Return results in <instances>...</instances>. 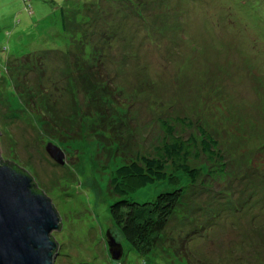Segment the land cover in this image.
Segmentation results:
<instances>
[{
	"label": "rangeland",
	"instance_id": "374dc122",
	"mask_svg": "<svg viewBox=\"0 0 264 264\" xmlns=\"http://www.w3.org/2000/svg\"><path fill=\"white\" fill-rule=\"evenodd\" d=\"M83 1L0 0V159L27 171L58 212L55 264H264V0H88L84 10ZM83 12L88 23L72 26L100 53L94 62L109 90L79 73L72 54L22 59L67 49L64 20L80 23ZM202 129L216 141L215 158L199 148ZM170 136L196 140L187 163L198 175L169 162L177 184L123 196L182 191L141 256L113 224L110 206L122 197L110 182ZM108 234L121 244L119 259Z\"/></svg>",
	"mask_w": 264,
	"mask_h": 264
},
{
	"label": "trees",
	"instance_id": "16d2710c",
	"mask_svg": "<svg viewBox=\"0 0 264 264\" xmlns=\"http://www.w3.org/2000/svg\"><path fill=\"white\" fill-rule=\"evenodd\" d=\"M87 1L88 0L83 1V10ZM91 6L97 7L94 2L90 7ZM87 11H89V8H87ZM88 20L90 19L84 12L82 22L80 23H76L74 20H69L67 18L64 20V31L71 37L70 46L67 49L39 50L25 55L22 59L26 60L27 58V60H30L33 56L38 58L50 52L72 54L77 60L75 68L79 70V73L84 72L88 79L93 78L94 81L97 82L99 89L109 90L108 87L110 84L108 83V78H106L107 74L101 70L100 63L94 62V59L99 61L98 55H100V53H97L98 50L91 52V48L87 43V33L85 31H80L78 28L74 29L72 26L73 22L76 25L86 24ZM76 33L79 34L78 38H76ZM98 64L99 66L96 67ZM8 67H10V64ZM201 136L202 138L199 142L200 150L206 154L208 158L212 159L217 157L218 154H216L215 150L216 141L203 129L201 130ZM115 138L118 143L121 144L123 142L122 139L118 138L116 135ZM195 141L193 137L183 140L178 136H170V141L164 144L161 149H158L156 156H139L115 170V176L111 179L110 185L113 187L114 193L122 198L115 201L110 206L111 219L123 239L129 243L131 249L141 256L147 255L155 247L161 233L168 223L170 215L180 201L182 191L180 188L163 191L151 201L145 202L128 200L123 196L155 182L168 180L174 185L177 184L176 176L172 174L169 175L165 169V165L169 162L172 164L175 171H181L194 180L198 175V170L191 168L187 163V158L192 156V148L195 145ZM197 154L198 153H196V155ZM2 163L7 162L3 161ZM7 164L29 174L16 164ZM32 184L35 191L43 192L36 186L34 179Z\"/></svg>",
	"mask_w": 264,
	"mask_h": 264
},
{
	"label": "water",
	"instance_id": "95a60500",
	"mask_svg": "<svg viewBox=\"0 0 264 264\" xmlns=\"http://www.w3.org/2000/svg\"><path fill=\"white\" fill-rule=\"evenodd\" d=\"M46 150L57 163H64V154L55 145L49 143ZM2 162L0 264H54L58 243L51 235L61 227L58 212L44 192L33 189L32 176ZM108 246L112 259H119L121 244L110 234Z\"/></svg>",
	"mask_w": 264,
	"mask_h": 264
},
{
	"label": "flooded vegetation",
	"instance_id": "af4514ba",
	"mask_svg": "<svg viewBox=\"0 0 264 264\" xmlns=\"http://www.w3.org/2000/svg\"><path fill=\"white\" fill-rule=\"evenodd\" d=\"M58 255H59V254H57V255H56V257H55V261H56V259H57ZM54 264H55V262H54Z\"/></svg>",
	"mask_w": 264,
	"mask_h": 264
}]
</instances>
